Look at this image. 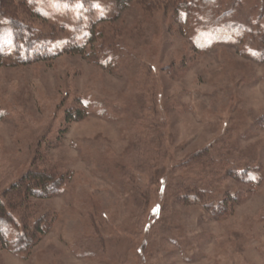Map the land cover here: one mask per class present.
I'll list each match as a JSON object with an SVG mask.
<instances>
[{"label":"rangeland","instance_id":"374dc122","mask_svg":"<svg viewBox=\"0 0 264 264\" xmlns=\"http://www.w3.org/2000/svg\"><path fill=\"white\" fill-rule=\"evenodd\" d=\"M33 1L42 16L21 19L45 41L39 46L48 58L17 65L13 54L0 68V183L9 186L25 172L39 144L71 177L43 202L59 215L50 231L25 257L0 249V264H264V176L253 187L224 178L217 203L226 192L240 200L219 218L207 194L200 202L172 196L181 179H200L174 169L204 152L226 155L224 144L231 161L251 156L264 168V119L256 125L264 118V0H222L214 20L207 19L208 0H183L193 8L180 17L170 0ZM220 18L253 33L234 36L219 24L212 34ZM94 22L100 35L89 43L82 32ZM77 46L84 50H71ZM80 99L89 102L87 113L64 126L52 146L65 109ZM105 100L164 134L166 153L152 162V172H162L156 179L134 168L123 127L131 122L100 114L95 103ZM138 181L144 192L134 191ZM93 239L92 252L107 247L110 259L83 256Z\"/></svg>","mask_w":264,"mask_h":264},{"label":"trees","instance_id":"16d2710c","mask_svg":"<svg viewBox=\"0 0 264 264\" xmlns=\"http://www.w3.org/2000/svg\"><path fill=\"white\" fill-rule=\"evenodd\" d=\"M12 1L13 0H10L9 2L6 0H0V68L9 66V61H12L11 56L13 54H15L13 59H16V63L12 64L17 65H27L32 62L41 61L48 56L47 47L44 49L39 46V44L44 43L45 41L41 39H39L40 41L35 40V32L22 21L23 16H28L29 18L41 17V10L36 4H34L33 0H29L28 2H16L15 4L12 3ZM115 1L117 5L122 6L125 0ZM182 1L183 0H170L172 9H176L178 17H180L179 12L181 10L193 8L192 2H195V4H201V1L203 0H193L192 2ZM210 1L211 0L207 1L210 15L207 19L214 20V17L221 12L222 0H213V3ZM221 20V18L216 19V22L213 23L215 26L210 31L212 34H217V32H213L216 31L219 24L222 25V30L234 33V36L237 35L234 31L247 34L253 33V30L248 24H246L241 30L237 31L234 27H241V24L230 26L221 22ZM97 22L90 25H84L82 33L86 38L89 37V43L95 42L97 35H100V32L95 30V24ZM5 43H8L7 47L12 49V51L9 50L12 54L7 53L4 50ZM78 47L79 46L74 47L71 50H84L83 48L78 49ZM22 50H24V52H22ZM61 50H63V47ZM21 52L28 56L23 55V57ZM88 104V101L80 99L79 103L77 101L76 104L67 107L64 111L63 128L59 129L57 136L48 143H52L53 146L54 143L58 142L59 138H61V134L65 132L64 126H68L72 121L81 120L87 113L85 109ZM95 107L100 111V114L112 121L120 120L123 117L126 119L129 118L131 123L129 124L128 122L123 127L129 137V146L132 147V151L134 152V168L139 171V173L148 174L153 179H156L162 172L158 174L152 172V162H161L160 160L166 153V142L164 134L162 136L159 135V132H157L158 129L153 121L143 119L139 116L137 117L136 114L134 115L129 111L117 107V105L110 100L95 103ZM263 119L264 118L258 120L257 122L260 123L256 125L261 126V120ZM25 130H28L26 126L22 128V132L24 133ZM29 138L30 137L27 136V140H30ZM231 148L230 144H224L223 151L227 154H220L216 158H213L204 152L184 160L178 168L174 169V172H178L176 174H181L185 169L190 170L197 172L196 175L200 179L198 181L181 179V182L178 185L172 187L173 198L180 200V197H182L181 200L189 201L196 197L197 200L193 201L200 202V197L207 194L210 197L206 198L205 201L210 202L214 207L217 206L211 213L214 218H219L230 212L232 205L238 203L240 197H237L235 193L226 192L224 196L225 199H222V202L220 201V203H217L214 197V195L217 194V191L224 186V178L230 177L253 187L254 184L260 182L264 176L263 166L258 164L254 157L244 156L231 161L227 156L232 152ZM35 151L34 158L25 172L19 177L12 179L9 186H3L2 182L0 183V249L10 250L14 254L23 257L31 253L34 247L42 240L59 219L57 212L53 208L45 206L43 202L58 196L64 190V187L70 181L71 177L70 170L65 164L54 161L42 144H39L35 148ZM245 161L247 162L245 163ZM132 175V173L127 172L124 174V177L132 182V180H134ZM0 178L4 177L0 175ZM206 179L212 180V183H210L212 189L210 191L204 188L208 183ZM146 189V186L138 181L134 191L144 192ZM228 190L230 191V188L227 187L226 191ZM177 193L178 196H175ZM92 222L95 225L98 222L100 223V221L97 222L95 220H92ZM96 234L100 235L98 231H96ZM97 248L98 246L93 239L87 249L89 254L84 253L83 256L110 259L108 258L109 253L107 247H105L104 250V247L102 246V249H98L99 251H96L94 254L92 251H95Z\"/></svg>","mask_w":264,"mask_h":264}]
</instances>
